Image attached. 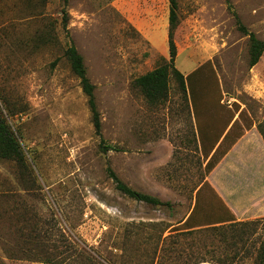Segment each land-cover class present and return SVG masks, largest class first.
Here are the masks:
<instances>
[{
	"label": "rangeland",
	"instance_id": "374dc122",
	"mask_svg": "<svg viewBox=\"0 0 264 264\" xmlns=\"http://www.w3.org/2000/svg\"><path fill=\"white\" fill-rule=\"evenodd\" d=\"M177 3L174 66L191 79L183 95L171 77L168 100L150 107L133 81L169 61L168 0H68L65 30L61 0H0V117L25 156V167L0 161V264H254L264 172L253 184L241 163L218 165L245 130L264 135V54L250 67L237 25L264 42V0ZM71 43L95 86L101 136L63 56ZM233 116L205 174L197 136L208 152ZM107 168L171 208L122 196ZM201 181L216 195L201 193L199 219L217 218L221 200L236 224L181 229Z\"/></svg>",
	"mask_w": 264,
	"mask_h": 264
},
{
	"label": "trees",
	"instance_id": "16d2710c",
	"mask_svg": "<svg viewBox=\"0 0 264 264\" xmlns=\"http://www.w3.org/2000/svg\"><path fill=\"white\" fill-rule=\"evenodd\" d=\"M40 6H44L48 0H38ZM62 1V27L65 30L66 22L68 18V13L66 8L68 6V0ZM169 2V14H168V51H169V61L159 65L158 67L140 75L135 78L133 81V87L140 93L141 97L145 100L146 104L150 107H158L165 103L169 98L170 93V79L173 77L178 84V88L183 95H186L187 86L186 82L190 80L191 75L184 76L181 72H179L175 66L174 61L176 58V47L173 41V32L178 23V3L177 0H168ZM236 16V14H234ZM238 29L245 35L248 36L249 41V65L250 67H254L260 60L261 56L264 54V42L257 39V37L249 32L237 19ZM52 27L48 26V32L43 33L48 38L47 42H54L55 36L50 35ZM64 58L69 64L71 72L77 77L79 80L80 87L82 89L83 94L87 98V104L91 113L92 124L95 130V133L98 136H101V122L100 115L97 109L96 101H95V86L90 82L87 77V71L84 65L83 57L78 53L75 46L71 43L68 44L63 53ZM234 120V116L227 123L228 125ZM237 120L233 122L231 129L235 126ZM226 129V128H225ZM224 129V131H225ZM224 131L220 134V137L224 133ZM264 140V135L259 132ZM228 134L224 136L223 141L227 140ZM201 139V138H199ZM219 139V138H218ZM218 140L215 141L214 145L210 148L208 152H203V145L200 141V148L202 150V158L206 160L205 164V174L211 172V170L215 167V158L219 153L221 145L214 151V146ZM109 148H105V151ZM214 151V153L210 156V153ZM0 161H14L19 164L21 167H25V156L20 147V144L12 132L10 126L7 124L5 118L0 117ZM107 173L109 177L113 180L115 185V189L124 197L131 199L136 202H141L149 206L153 207H166L168 209L171 208L170 202H162L156 197L151 195L143 194L133 190L124 184L115 173L111 171L110 168H107ZM210 188L209 184L206 181H201L195 188L196 196H195V204L187 218L181 222L180 227L182 230H193V229H201L204 227L212 226V225H234L236 224L233 219V214L229 213L227 209L224 207L221 200L219 201L221 205L222 212L215 218L214 220L203 219L200 220L198 217L199 212V200L201 193ZM213 192V191H212ZM214 194V192H213ZM216 195V194H214ZM218 197V196H215ZM219 199V198H217ZM257 222H250L248 225H254ZM259 246L255 251V260L254 264H264V236L259 240ZM201 263V262H199Z\"/></svg>",
	"mask_w": 264,
	"mask_h": 264
},
{
	"label": "crops",
	"instance_id": "0c3cea01",
	"mask_svg": "<svg viewBox=\"0 0 264 264\" xmlns=\"http://www.w3.org/2000/svg\"><path fill=\"white\" fill-rule=\"evenodd\" d=\"M236 120L237 117L228 125V127H226L222 136L218 137L219 139H216L218 141L214 146V151L219 147V145L223 144L226 141V140L223 141L224 136L230 133L232 124ZM244 132L245 133L240 138H238L237 141L231 145V147H229L226 155L219 163L218 167H220L223 164V162L226 160H229V162L234 164L241 163L244 167V170H242L243 172H251V173L255 172L254 175L255 182L254 180H252V178L245 181L247 183L252 182L254 184L256 183V179H259L261 177V174L264 172V140L261 134L257 131L255 125L252 127V129L248 131L245 130ZM203 134L204 131L201 130V134L197 136L198 143L200 142L199 138H201V141L203 143L204 142L206 143L207 137L204 136ZM214 151L210 153V156L214 153ZM257 154L261 155L263 162H259V157H257ZM247 158L251 160H247ZM240 159L242 162H239ZM259 189L262 192L264 190V185H261ZM262 194L263 193H260V195ZM255 206L257 207V213H255L256 214L255 216L254 215L251 216V218L252 219L264 218V200H260V202L255 203ZM236 214L237 212H235V215ZM236 217L238 216L236 215Z\"/></svg>",
	"mask_w": 264,
	"mask_h": 264
},
{
	"label": "built area",
	"instance_id": "2783aa9c",
	"mask_svg": "<svg viewBox=\"0 0 264 264\" xmlns=\"http://www.w3.org/2000/svg\"><path fill=\"white\" fill-rule=\"evenodd\" d=\"M227 103H228V105H229L228 107H229V108H231V102H230V101H228Z\"/></svg>",
	"mask_w": 264,
	"mask_h": 264
}]
</instances>
